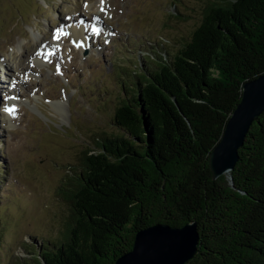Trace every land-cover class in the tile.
<instances>
[{
  "label": "trees",
  "instance_id": "obj_1",
  "mask_svg": "<svg viewBox=\"0 0 264 264\" xmlns=\"http://www.w3.org/2000/svg\"><path fill=\"white\" fill-rule=\"evenodd\" d=\"M152 57L121 85L132 94L112 111L118 132L82 149L60 188V235L37 253L23 245L15 264H112L156 221L196 222L184 264H264V110L231 170L213 179L208 165L242 82L264 73V0H207L187 41Z\"/></svg>",
  "mask_w": 264,
  "mask_h": 264
},
{
  "label": "rangeland",
  "instance_id": "obj_2",
  "mask_svg": "<svg viewBox=\"0 0 264 264\" xmlns=\"http://www.w3.org/2000/svg\"><path fill=\"white\" fill-rule=\"evenodd\" d=\"M206 4L207 0H0L1 264L28 258L27 247L21 246L29 241L37 253L42 242L60 235L70 213L60 188L74 173L71 169L77 170L82 149H93L102 134L118 132L112 111L122 97L132 94L121 85L132 87L141 64L153 63L152 56L176 51L187 41ZM81 11L87 16L84 23L93 24L88 30L97 24L96 11L103 12L98 19L109 36L103 27L99 36L91 37L93 45L90 40L84 48L70 35L52 43L57 29L78 25ZM37 52L52 54L46 61ZM11 88L20 95H10ZM12 96L15 112L8 114L5 100ZM48 99L60 102V113Z\"/></svg>",
  "mask_w": 264,
  "mask_h": 264
},
{
  "label": "water",
  "instance_id": "obj_3",
  "mask_svg": "<svg viewBox=\"0 0 264 264\" xmlns=\"http://www.w3.org/2000/svg\"><path fill=\"white\" fill-rule=\"evenodd\" d=\"M241 98L229 114L219 140L208 153L212 178L231 170L238 148L252 121L264 110V73L245 80ZM198 230L195 221L180 226L153 223L135 232L132 246L112 264H184L196 252Z\"/></svg>",
  "mask_w": 264,
  "mask_h": 264
},
{
  "label": "bare ground",
  "instance_id": "obj_4",
  "mask_svg": "<svg viewBox=\"0 0 264 264\" xmlns=\"http://www.w3.org/2000/svg\"><path fill=\"white\" fill-rule=\"evenodd\" d=\"M86 17H87L86 13L81 11V13H79L78 17L76 18V20H78V22H79V25L77 27L76 26H70L69 28H66V32L70 34L72 39L74 41H76L77 43H79L80 45H82L81 48L86 46V43L88 42V40L90 41L91 37L93 36L88 30V29H90L89 26L87 27V25H85L86 23H84ZM95 26H97L99 28V33L98 34L96 33L95 36H99L102 33L103 28L100 29L101 27L98 24H95ZM37 35H38V33H34V32L32 33V36L35 39H37V37H38ZM51 41L52 42L55 41L53 39V37H52ZM55 42L57 43V41H55ZM96 42H97V44L99 43L98 41H96ZM90 45H93V43H90ZM49 104H51L52 107L55 108L56 112L60 113L61 106H60V102L59 101H51V102H49Z\"/></svg>",
  "mask_w": 264,
  "mask_h": 264
},
{
  "label": "snow or ice",
  "instance_id": "obj_5",
  "mask_svg": "<svg viewBox=\"0 0 264 264\" xmlns=\"http://www.w3.org/2000/svg\"><path fill=\"white\" fill-rule=\"evenodd\" d=\"M101 3L103 4V0H101ZM102 10H103V8H102ZM92 31H93L94 33H97V34L99 33V29H97V28H95V27H93ZM61 35H68V33L65 32L63 28L57 29L56 32H55L54 35H53V39H54V40H58V39L60 38ZM76 46H77V47H80V46H82V45L77 44ZM51 54H52V53H48V54H42L41 52H37V53H36L37 56L44 55V59H45L46 61H47V59H48V56L51 55ZM58 71H59V68H58ZM6 99H14V97H13V98H7V97H6ZM4 111L7 112V113H9V114H14L15 109H14V108H8V107H6V108L4 109Z\"/></svg>",
  "mask_w": 264,
  "mask_h": 264
}]
</instances>
